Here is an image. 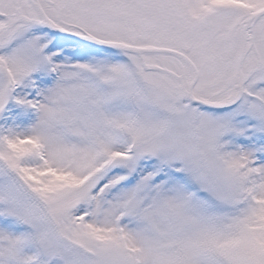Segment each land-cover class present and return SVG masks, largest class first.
Wrapping results in <instances>:
<instances>
[{
	"label": "snow or ice",
	"instance_id": "snow-or-ice-1",
	"mask_svg": "<svg viewBox=\"0 0 264 264\" xmlns=\"http://www.w3.org/2000/svg\"><path fill=\"white\" fill-rule=\"evenodd\" d=\"M0 264H264V0H0Z\"/></svg>",
	"mask_w": 264,
	"mask_h": 264
}]
</instances>
